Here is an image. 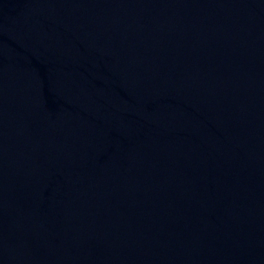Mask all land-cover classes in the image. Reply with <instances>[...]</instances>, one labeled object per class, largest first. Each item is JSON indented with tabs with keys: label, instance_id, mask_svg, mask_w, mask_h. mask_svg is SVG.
Segmentation results:
<instances>
[{
	"label": "water",
	"instance_id": "95a60500",
	"mask_svg": "<svg viewBox=\"0 0 264 264\" xmlns=\"http://www.w3.org/2000/svg\"><path fill=\"white\" fill-rule=\"evenodd\" d=\"M0 264H264V0H0Z\"/></svg>",
	"mask_w": 264,
	"mask_h": 264
}]
</instances>
